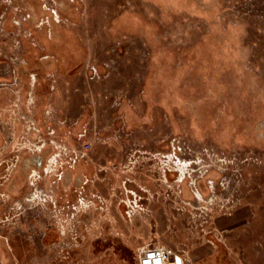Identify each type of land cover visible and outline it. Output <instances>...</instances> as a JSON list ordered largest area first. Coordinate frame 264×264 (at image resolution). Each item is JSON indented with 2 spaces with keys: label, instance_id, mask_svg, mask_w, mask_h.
<instances>
[{
  "label": "rangeland",
  "instance_id": "374dc122",
  "mask_svg": "<svg viewBox=\"0 0 264 264\" xmlns=\"http://www.w3.org/2000/svg\"><path fill=\"white\" fill-rule=\"evenodd\" d=\"M42 2L0 0V264H264V0Z\"/></svg>",
  "mask_w": 264,
  "mask_h": 264
},
{
  "label": "flooded vegetation",
  "instance_id": "af4514ba",
  "mask_svg": "<svg viewBox=\"0 0 264 264\" xmlns=\"http://www.w3.org/2000/svg\"><path fill=\"white\" fill-rule=\"evenodd\" d=\"M55 6H57L59 9L63 8L62 5L66 0H51ZM21 2L23 8L27 10V14L29 16V19L37 18L36 20H40L44 14H46L45 10L48 9L42 2V0H19ZM51 12V11H50ZM41 13V15H40ZM47 154L46 151H41L37 153H32L31 155H22L19 159L17 169L14 173L13 181L16 180V182H19L22 186L23 176L28 173L31 169H42L45 161L47 160ZM78 166V165H77ZM70 167V165L68 166ZM61 176H59V179L61 181H64L66 184H70L71 182L79 183L82 178L80 173H75L74 176L71 175V172L67 167L64 170H61Z\"/></svg>",
  "mask_w": 264,
  "mask_h": 264
},
{
  "label": "built area",
  "instance_id": "2783aa9c",
  "mask_svg": "<svg viewBox=\"0 0 264 264\" xmlns=\"http://www.w3.org/2000/svg\"><path fill=\"white\" fill-rule=\"evenodd\" d=\"M172 257V260H170ZM179 258V261H177ZM136 264H183V260L169 247L156 246L138 249L135 254Z\"/></svg>",
  "mask_w": 264,
  "mask_h": 264
},
{
  "label": "crops",
  "instance_id": "0c3cea01",
  "mask_svg": "<svg viewBox=\"0 0 264 264\" xmlns=\"http://www.w3.org/2000/svg\"><path fill=\"white\" fill-rule=\"evenodd\" d=\"M7 78H9L8 73L0 71V84H6ZM7 89L9 90V88H7V87H0V107L6 104L5 95L9 93ZM3 100H5V101H3ZM238 213L237 214L233 213V215L231 214V216H229L228 218H224L222 220H219L217 223H219V224L224 223V225H218V228H225V227L229 226L230 224L232 225V224L238 223L239 219L241 217L240 214L242 213V208H240Z\"/></svg>",
  "mask_w": 264,
  "mask_h": 264
},
{
  "label": "water",
  "instance_id": "95a60500",
  "mask_svg": "<svg viewBox=\"0 0 264 264\" xmlns=\"http://www.w3.org/2000/svg\"><path fill=\"white\" fill-rule=\"evenodd\" d=\"M170 260H172V257H170ZM177 261H179V258H177Z\"/></svg>",
  "mask_w": 264,
  "mask_h": 264
},
{
  "label": "snow or ice",
  "instance_id": "6c2138e0",
  "mask_svg": "<svg viewBox=\"0 0 264 264\" xmlns=\"http://www.w3.org/2000/svg\"><path fill=\"white\" fill-rule=\"evenodd\" d=\"M157 264H159V262H157Z\"/></svg>",
  "mask_w": 264,
  "mask_h": 264
}]
</instances>
